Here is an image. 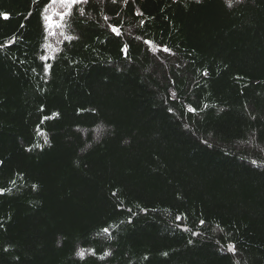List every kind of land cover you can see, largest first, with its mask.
I'll return each mask as SVG.
<instances>
[{
    "label": "trees",
    "instance_id": "trees-1",
    "mask_svg": "<svg viewBox=\"0 0 264 264\" xmlns=\"http://www.w3.org/2000/svg\"><path fill=\"white\" fill-rule=\"evenodd\" d=\"M45 3L0 0V264H264V0Z\"/></svg>",
    "mask_w": 264,
    "mask_h": 264
},
{
    "label": "snow or ice",
    "instance_id": "snow-or-ice-1",
    "mask_svg": "<svg viewBox=\"0 0 264 264\" xmlns=\"http://www.w3.org/2000/svg\"><path fill=\"white\" fill-rule=\"evenodd\" d=\"M33 2H36V0H33ZM87 2H88V0H46V3L44 4V11L47 12L49 10V7H48L49 4H57V3H59L60 5L64 6L67 10L66 11H61V12L56 14V15L59 16V19H60V23L56 24V26L60 27V26L65 24L66 18L72 15V10H73V8L76 5H78L80 3H87ZM115 2H116V0H113V3H115ZM125 2H126V0H125ZM199 2H200V0H197V3H199ZM240 2H242V0H226V4H227L228 7H232L233 3H240ZM82 14L83 13H81V15ZM3 18L4 19H8V16L5 14L3 16ZM44 20H45V31L47 32L48 31V27L53 23V21H52V18L50 16H45ZM111 31L114 34H116V35L120 34L119 30L117 28H115V27H111ZM62 35H63V33H62ZM72 38L73 37H71V36H67L66 37V39H68V40H71ZM145 43L146 44H150L151 42L150 41H145ZM122 51H126V49L122 50ZM163 51L168 52L170 50L165 48V49H163ZM47 68H48V65H45V70H47ZM204 75H207V73H204ZM189 111H195V110L192 109V108H189ZM35 187L36 186L33 185V188H35ZM3 191H4V189H0V194H2ZM177 219H179V217H177ZM103 231L105 233H107L108 229L105 228ZM228 251L232 252L233 254H235V247L233 245H229L228 246ZM78 255H80L82 257L83 256V252H79ZM107 255H108V253H105V256H107ZM164 255H167V253H165ZM145 259H147V257H145Z\"/></svg>",
    "mask_w": 264,
    "mask_h": 264
}]
</instances>
